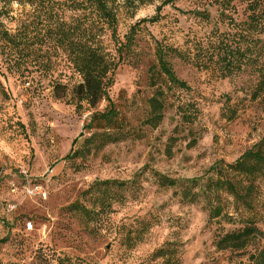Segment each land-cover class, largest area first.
Here are the masks:
<instances>
[{
	"label": "rangeland",
	"instance_id": "obj_1",
	"mask_svg": "<svg viewBox=\"0 0 264 264\" xmlns=\"http://www.w3.org/2000/svg\"><path fill=\"white\" fill-rule=\"evenodd\" d=\"M71 1L0 0V264H52L59 256L89 264H162L165 258L154 257L162 248L173 251L174 264H252L248 256L264 247V240L236 252H218L213 242L218 234L242 228L246 219L264 232V180L251 212L239 208L236 213L232 199L223 195L224 212L234 218L229 223L209 221L203 199L183 201L179 189L159 187L152 172L172 180L206 177L213 163H232L264 137V96L251 97L256 69L225 77L212 60L197 66L171 59L189 90L164 87L161 123L156 128L143 123L155 90L148 73L154 40L193 54L194 45L214 42L216 31L234 32L218 16L225 0H176L174 7H162L157 23L141 25L137 46L118 65L109 89L128 135L115 144L94 143L90 152L65 159L72 148L80 150L89 136L83 126L106 102L95 108L76 103L72 91L81 77L61 32L97 33L95 40L115 53L110 32L92 26L94 15L72 10ZM163 2L110 0L117 36L124 40ZM245 6L244 0H232L225 13L244 21ZM203 10L209 21L192 14ZM258 38L264 51V33ZM227 108L234 116L222 114ZM21 172L42 185L46 198L11 193L10 181L20 186L24 180ZM105 180L134 184L113 186L111 210L98 216L68 210L77 200L92 208L100 199L94 184ZM10 205L15 208L7 211Z\"/></svg>",
	"mask_w": 264,
	"mask_h": 264
},
{
	"label": "trees",
	"instance_id": "obj_2",
	"mask_svg": "<svg viewBox=\"0 0 264 264\" xmlns=\"http://www.w3.org/2000/svg\"><path fill=\"white\" fill-rule=\"evenodd\" d=\"M12 1L14 0H4L8 3ZM109 1L72 0L70 5L72 10H83L88 11L89 15L93 14L92 26L101 32L104 29L110 32L114 44V54L107 52L95 40L97 33L82 34L80 32L76 34L74 29L61 32V39L65 42L74 68L81 77V82L72 91L76 103H85L91 108H95L100 102H106L104 110L93 112L83 126V130L89 136L84 138L80 150L75 151L72 148L65 159L74 157L78 153L83 155L90 152V147L94 143H99V145L115 144L128 135L125 123L109 96L115 71L137 46L135 37L141 25L157 23L161 19L162 7L167 5L174 7L176 0H164L161 6L157 7L156 14L151 18L142 19L132 26L124 40L117 36V19ZM231 1L225 0L220 3L224 9L220 10L218 16L234 32L216 31L213 34L215 41L208 40L203 45H194L193 54L154 40V63L150 66L148 73L149 85L155 90L153 96L148 99V117L143 122L144 125L156 128L161 123L166 101L164 87L167 90H189L187 83L179 79L172 68L171 59L174 58L180 62L197 66L212 60L216 71L225 77L252 66L256 69L258 81L251 97L256 100L258 97L264 96V60L258 64L260 59H264V54H262L264 51L257 45L259 43L258 35L264 33V0H244L248 14L246 19L241 22H237L232 16L225 13L230 8ZM178 11L182 14L190 13ZM192 14L200 17L201 20H210V14L205 10L193 11ZM76 35H78V39L72 40V37ZM85 36L88 37L85 38ZM57 89L59 86L54 88V93L60 97ZM229 112L234 116V112L230 108H227L226 112L224 111L222 114L227 116ZM82 136L83 134L80 133L78 138ZM76 142L77 140H74L72 146ZM152 174L159 187L179 189L181 199L189 204H196L200 199H203L209 221L221 218L232 223L234 222L233 216L224 212L223 195L232 199L236 213L240 211L239 208L246 209L248 212L253 211L259 192V181L264 180V137L232 163H225L221 160L213 163L207 170L206 177L204 175L198 178L172 180L157 172H152ZM129 184L133 185L134 182L114 180L95 182L94 187L98 189L100 195L98 202L94 200L93 202L96 203L92 208H86L77 200L68 207V210L88 218L103 214L105 211L111 210L108 198H111L112 195L108 191L113 186L123 189ZM95 207L98 209L97 211ZM242 222L244 223L242 228L216 236L213 242L216 251H243L255 241L264 240V232L257 228L253 220L246 219ZM28 225L31 226L30 223ZM172 255V250L162 248L156 251L154 257L165 258L162 260V264H174ZM248 259L252 264H264V247L250 254ZM51 263L89 264L82 259H73L68 256L54 258V262L51 261Z\"/></svg>",
	"mask_w": 264,
	"mask_h": 264
},
{
	"label": "built area",
	"instance_id": "obj_3",
	"mask_svg": "<svg viewBox=\"0 0 264 264\" xmlns=\"http://www.w3.org/2000/svg\"><path fill=\"white\" fill-rule=\"evenodd\" d=\"M21 175L23 177V181L20 186H17L13 181H10V191L13 194L22 193L24 196L27 197H36L39 199L46 198L47 193L43 189L42 185L40 184H34L32 181L28 180L27 175L25 172H21ZM15 208L14 205L8 206L7 211H12Z\"/></svg>",
	"mask_w": 264,
	"mask_h": 264
}]
</instances>
